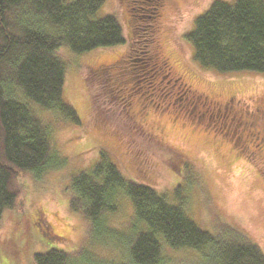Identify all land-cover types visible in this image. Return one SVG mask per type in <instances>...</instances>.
I'll return each instance as SVG.
<instances>
[{"label": "rangeland", "instance_id": "374dc122", "mask_svg": "<svg viewBox=\"0 0 264 264\" xmlns=\"http://www.w3.org/2000/svg\"><path fill=\"white\" fill-rule=\"evenodd\" d=\"M213 1L165 0L154 18L142 17L144 26L133 43V13L118 0H104L96 17L113 16L122 27L124 44L80 54L67 46L57 50L65 64L63 96L81 124L51 125L52 148L65 159L64 166L38 178L30 173L18 177L17 211L0 221V264H35L34 255L49 249L66 252L75 264L126 263L127 245L118 240L121 233L130 237L132 232L130 201L121 198L117 210L104 217L106 226L118 231L114 234L103 233V223L92 225L69 206L70 176L90 169L100 153L127 179L172 202L178 188L185 212L201 229L232 227L264 253V150L258 154L257 139L244 144L245 135L259 137L264 131V75L219 74L194 61L185 36ZM149 34L167 66L156 72L133 60L135 69L127 77L113 75L115 82L106 76L90 79L91 70L100 66L121 72L115 66L125 51L149 43ZM204 95L218 103H208ZM35 109L49 123L51 113ZM237 110L256 117L244 131L246 124L235 127L246 119H230ZM48 225L52 239L46 238ZM163 255L173 264L198 259L191 249L164 247Z\"/></svg>", "mask_w": 264, "mask_h": 264}, {"label": "trees", "instance_id": "16d2710c", "mask_svg": "<svg viewBox=\"0 0 264 264\" xmlns=\"http://www.w3.org/2000/svg\"><path fill=\"white\" fill-rule=\"evenodd\" d=\"M118 1L133 13V43L138 42V31L144 26L142 17L154 18L164 2ZM103 2L0 0V221L5 214L17 211L19 176L30 173L38 178L66 163L52 148L51 125L81 124L63 96L65 64L57 50L67 46L80 54L124 44L122 27L113 16L96 17ZM185 37L193 48L194 61L204 69L219 74L264 75V0H214L195 18ZM146 40L149 43L144 46L125 51L115 66L121 72L100 66L91 70L90 79L106 76L115 82L122 75L127 77L135 69L133 60L158 72L163 63L153 48L154 35L149 39L147 35ZM113 75L117 78L112 81ZM35 108L51 113L49 123ZM66 189L70 209L92 225L103 223L105 234L117 230H110L104 217L117 210L121 198L130 201L132 232L130 237L121 233L118 240L128 248L125 264H173V259L163 255L164 247L197 252L198 259L190 264H264L262 250L234 228L201 229L185 212L178 188L177 200L172 202L152 187L127 179L104 153L90 169L72 174ZM50 229L48 239L54 235ZM34 263L75 264L57 249L35 254Z\"/></svg>", "mask_w": 264, "mask_h": 264}, {"label": "flooded vegetation", "instance_id": "af4514ba", "mask_svg": "<svg viewBox=\"0 0 264 264\" xmlns=\"http://www.w3.org/2000/svg\"><path fill=\"white\" fill-rule=\"evenodd\" d=\"M165 1V0H164ZM163 5H164V2H163V4H162V6L161 7H163ZM162 62H163V65H165V66H167L168 65V60L167 59H165V58H163L162 57ZM171 71L169 70V73H170ZM179 75V74H178ZM180 76V75H179ZM182 79V78H181ZM185 93V92H184ZM194 94V93H193ZM194 97H196V95H194ZM204 97L205 98H207V99H209L210 101H208V103H211V104H214V105H216L218 102H216V101H214V100H212L211 98H208L207 96H205L204 95ZM173 100H175V99H173ZM170 101H172V100H170ZM218 106V105H217ZM215 109H217V108H215ZM218 109H220L219 107H218ZM218 116V115H217ZM225 118L227 117V115L225 114V116H224ZM241 117V118H240ZM263 118H264V115L262 116ZM232 121L235 119H239V121H241L242 119H246L247 121L246 122H241V123H238V125L235 127L236 129H238V128H242V126L241 125H244V124H246L245 126H243V131L244 130H246V129H248V127H251L252 126V120L254 119V120H256V117H250V116H245V114H244V112L243 111H240V110H237V111H235V112H232V116H231V118H230ZM250 119V120H249ZM241 124V125H240ZM263 127H264V125H263ZM250 134V133H249ZM252 139H257L256 141H258V143L257 144H259V146L258 147H260L261 148V150H259L258 151V154L260 153V152H262L263 150H264V131L262 132V134L258 137H254V135L253 136H251V137H247V135H245V140H244V144H246L247 142H251V140ZM48 228L50 229V227H49V225H48Z\"/></svg>", "mask_w": 264, "mask_h": 264}]
</instances>
